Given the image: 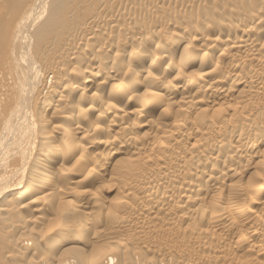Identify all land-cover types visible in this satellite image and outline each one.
<instances>
[{
  "label": "bare ground",
  "instance_id": "bare-ground-1",
  "mask_svg": "<svg viewBox=\"0 0 264 264\" xmlns=\"http://www.w3.org/2000/svg\"><path fill=\"white\" fill-rule=\"evenodd\" d=\"M0 243L264 264V0H0Z\"/></svg>",
  "mask_w": 264,
  "mask_h": 264
},
{
  "label": "rangeland",
  "instance_id": "rangeland-1",
  "mask_svg": "<svg viewBox=\"0 0 264 264\" xmlns=\"http://www.w3.org/2000/svg\"><path fill=\"white\" fill-rule=\"evenodd\" d=\"M155 113L153 114V116H154V118H157L158 117V114H159V112L160 111H158V112H156V111H154ZM156 113H157V115H156ZM133 119V118H132ZM190 143V142H189ZM117 157H119V156H117ZM126 157V156H125ZM111 159H115L113 156L111 157ZM112 162V161H111ZM105 180V182L104 181H102L100 184L99 183H97L95 186H94V188L92 189L93 190V192H95V194H97L98 193V195L100 196H98V195H96V197L97 198H100V199H105L108 203H107V208H110V207H116L117 208V206L116 205H118V203L119 202H121L120 201V195L117 193V191H115V187H113L111 184H110V177L109 176H105V178H104ZM247 180V179H246ZM245 180V181H246ZM105 183V184H104ZM103 187V189H106L105 191H107L108 189L111 191L110 193H106L105 191H103V189H102V187ZM107 187V188H106ZM99 188H100V192H98L99 191ZM95 189H97V191L95 190ZM102 190V191H101ZM119 196V197H118ZM92 200V199H91ZM119 200V201H118ZM124 202H125V200H124ZM111 205V206H110ZM109 206V207H108ZM114 207V208H115ZM98 210H100V209H98ZM98 210H96L97 211V213H98ZM108 210V209H107ZM107 210H100L101 212H105V214H107L108 215V211ZM111 210H113V208H111ZM104 212H103V214L101 213L100 215H102L101 217L100 216H98L99 214H97V216H98V218H100V220H102V219H104V218H107V215L105 216V214H104ZM107 212V213H106ZM122 212H123V210H122ZM125 212V211H124ZM108 219V218H107ZM107 219H105V220H103L104 222L107 220ZM103 221H101V222H103ZM258 224V223H257ZM260 225V224H259ZM3 243V242H2ZM2 243H0V249H2V247H4V245L2 244ZM245 249V251H244V249ZM241 250L239 249H234V245H233V249H234V251H232V253H234L236 256H240V255H242V256H244L245 254V256H250V254H251V256H252V258L254 257V255H256V254H254L255 252L253 251V252H251V251H248V250H246V247H243ZM232 249V248H231ZM232 249V250H233ZM89 250V251H88ZM88 252L90 253V251L92 252L93 250H92V248L91 247H89L88 248ZM245 252H243V251ZM240 251V252H239ZM4 252H5V249H4ZM238 252V253H237ZM247 252V253H246ZM234 254H233V256H234ZM244 254V255H243ZM248 254V255H247ZM263 257H261V259H262ZM262 260H264V258L262 259ZM12 262L13 261H11V259L9 260L8 258H3V259H1L0 258V264H12ZM264 262V261H263Z\"/></svg>",
  "mask_w": 264,
  "mask_h": 264
}]
</instances>
